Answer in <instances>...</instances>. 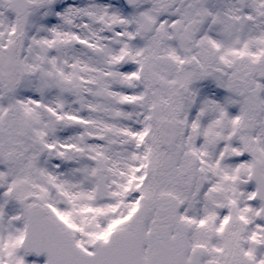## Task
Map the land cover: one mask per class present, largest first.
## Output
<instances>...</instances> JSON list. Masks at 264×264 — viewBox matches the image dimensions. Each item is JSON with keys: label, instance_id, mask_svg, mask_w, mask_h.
Wrapping results in <instances>:
<instances>
[{"label": "snow or ice", "instance_id": "snow-or-ice-1", "mask_svg": "<svg viewBox=\"0 0 264 264\" xmlns=\"http://www.w3.org/2000/svg\"><path fill=\"white\" fill-rule=\"evenodd\" d=\"M0 264H264V0H0Z\"/></svg>", "mask_w": 264, "mask_h": 264}]
</instances>
